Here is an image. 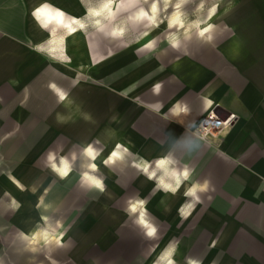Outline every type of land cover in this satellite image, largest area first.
Returning <instances> with one entry per match:
<instances>
[{"label":"crops","instance_id":"0c3cea01","mask_svg":"<svg viewBox=\"0 0 264 264\" xmlns=\"http://www.w3.org/2000/svg\"><path fill=\"white\" fill-rule=\"evenodd\" d=\"M72 1L0 0V225L6 230L32 227L21 234L9 231L6 240L35 235L45 217L51 219L59 212L64 215V225L79 226L86 236L68 240L99 242L97 258L105 260L98 264H149L158 247L150 246L152 242L167 239L175 250L166 264H264V0H219L210 8L207 20L215 16L217 23L216 27L210 22L206 25L210 24L209 33L214 28L215 38H221L205 57L210 65L197 80L193 71L189 79L195 80L193 86L160 105L170 107L167 114L176 116L170 124L159 122L153 114L152 95L163 96L169 90L152 87L149 76L123 83L119 69L112 67V73L107 72L113 60L105 64L104 56H98L95 88L76 81L72 70L41 53L43 47L55 51L59 44L56 39L51 41L49 29L41 25L55 24L59 17L40 4L58 7L70 17L76 16ZM83 40L77 41L79 50L72 55L78 67L92 63L83 51ZM107 82L113 83L112 87L107 84L111 88L106 89ZM144 87L148 100L143 106L127 99ZM180 96L187 97L183 99L189 107L186 117ZM197 96L199 102L191 106ZM203 107L236 115L232 125L214 135L207 146L182 128L190 126L197 118V108ZM116 124H124V128L114 130ZM116 134L112 145L111 137ZM122 141L133 156L130 166H134V174L129 176L128 188L134 187L145 199L141 213L148 224L141 225L140 218L111 233L105 231V208L98 202L80 201L76 208L83 211L79 215L64 212L74 209L77 195L101 192L81 179L88 171H70L64 177L60 169L70 167L82 155L95 161L101 173L105 147L107 161L113 162L117 157L111 150ZM87 147L94 158L86 154ZM19 148L21 157L14 153ZM138 157L146 161L174 159L177 171L192 170L191 179L182 183L178 198L170 201L151 182L136 178V167L141 165ZM59 158L63 163L57 165ZM50 163L57 172L48 169ZM205 181L206 189L197 192L199 202L188 197L192 204L178 223L176 210L183 204L186 189L193 182L203 186ZM59 185L68 187L62 195L56 192ZM105 186L112 187L109 191L114 194L121 193L107 181ZM185 225L183 234L171 237V228L178 231ZM150 228L155 229L151 237L147 235ZM147 245L149 251L144 254ZM108 256L111 262L106 261Z\"/></svg>","mask_w":264,"mask_h":264},{"label":"rangeland","instance_id":"374dc122","mask_svg":"<svg viewBox=\"0 0 264 264\" xmlns=\"http://www.w3.org/2000/svg\"><path fill=\"white\" fill-rule=\"evenodd\" d=\"M218 1L219 0H73L72 12L76 16L70 17L66 16L64 11L58 7L53 8L48 4L41 3L40 7L48 8L51 12H56L59 17L56 21L57 23H52L49 26H43L40 23L42 27H47L49 29L51 41L54 43V39H56L57 42H59V44H55V51L52 47L49 48L47 45L41 49V53L45 54L53 61L64 65L65 68L72 70V77L76 81L80 83L87 82L90 85L92 84L95 88L97 87L95 86L97 85L95 73L97 64L95 61L98 60V56L99 59L104 56L103 60L105 64L113 60V62H110L111 66L107 72L112 73L113 68H115L116 71L119 69L118 71L122 73L121 81L123 83L127 84L132 81V79L139 82L145 75L149 76V83L152 84V87L159 83L161 85L159 89L169 90L167 94L158 97L152 92L153 103L155 104L153 114L159 122H167V124H170V122L175 123L176 116H170L169 113V115L167 114L170 107L166 109L160 105L167 99L176 98L175 96L182 92V90L190 89L194 81L209 67L210 63L205 62L204 59L208 53L212 51L214 43L221 37L215 38L216 34L213 32L214 28L210 33L211 38L199 36L198 30L209 22L213 27H216L217 19L213 16L211 20H207V13ZM152 8L154 9L152 10ZM97 10L99 14H95ZM141 10L150 15L151 18H146L145 21L138 20L136 13ZM110 11L113 13L112 17H110ZM81 14L87 17H83ZM174 15L179 17L181 25L171 28L167 23ZM75 20L83 24L79 27V25L75 23ZM68 25H75L81 28V38L84 39L83 51L85 49V53L92 61L90 65L78 67L77 59L72 56L76 53V50L70 49L66 51L61 46H58H66L67 44ZM209 31H211V29ZM147 37H149V41L144 45L143 41H146ZM78 41H80V38ZM175 42H177L178 46L173 47ZM86 62L88 63L89 60H86ZM116 71L114 72L116 73ZM193 71L196 77L194 81L192 79L189 80L190 77H192ZM112 79L113 78H110L109 82H112ZM145 83L147 84V82ZM107 84L110 83H106V89L111 88L113 85V83H111L110 87ZM144 90L145 87L140 89L138 93L130 95L127 99L143 106L144 102L146 103V100H148L145 99L143 95L145 92ZM180 97L181 99L179 100H181L180 104L182 105L181 112L182 115L186 117L189 107L184 103L183 99L185 98V100H187V97ZM189 98V100H191V97ZM196 99V102H193L191 106L199 102L200 98H198V96ZM218 109H220V107H218ZM212 110L213 109H209L206 111L204 107L203 109L197 108L196 120L190 126L182 127L183 131L188 134V136L202 142L206 146L211 144V138L213 136L203 138L198 134V131L200 125L209 114V111L211 112ZM122 112L124 111H121V113ZM214 112L221 119L231 114L221 113L220 111L216 112L215 109ZM232 115H234V120H236V115ZM127 119L128 118L125 120L127 121ZM117 121L118 120H116V122ZM113 127L114 130L120 131L124 128V124H121V126L116 124ZM116 133L124 135L122 132ZM117 134L111 137L112 145L117 139ZM109 137V135L106 136V141L110 139ZM118 147L119 146H115V150L119 152V154L113 162L107 161L108 149L105 147L106 150L104 154L106 157L103 161V169L107 170V174L104 173L109 176L103 174L102 168H100L101 173L98 172L96 168H94L93 162L87 160L82 155L77 156L75 162L70 164V167H68L69 172H79L83 174L88 171L89 175H85L84 173L81 179L84 180L85 176H90L102 180L104 191L99 193L92 190L88 195H77L74 197V202L72 204L74 209L71 211H64L67 215L70 212L79 215L83 211L81 208H76L80 201L84 202V200H87L89 203L98 202L105 208V231L111 233L116 231V229L124 227L125 224L129 222L135 223L136 221L139 222L140 218H142V220L143 217H145V219L147 218L144 213H141L143 205L146 203L145 199L140 197V194L134 187L128 188L130 181L129 176H133L134 174V166H130L133 161V156L127 149H121V146L120 148ZM109 148L111 149V146ZM14 153H16V155L19 154V157H21L23 151H20L19 148ZM136 159H138L139 162L141 161V165L136 167L137 179L141 180L143 183H145V181L148 183L151 182L155 190L158 191V194L164 195V197H167L170 201H174L178 198L182 184L175 194H173L170 189L176 187L177 178H174L172 173L168 171V165H166L165 168H158V161H156V159L147 161L139 157ZM172 161L171 168L175 169L177 162L174 159ZM145 162L147 163L146 166H144ZM61 163V158H59V160H57V165ZM99 166H101L100 163ZM118 167L120 170H118ZM48 169L54 171L55 167L50 163L48 164ZM85 181H87L88 185H91L90 181ZM106 181L109 182L111 186H115L116 190L118 189L119 191L120 189L121 193L115 192L114 194L109 191L112 187L106 188ZM93 187L94 186L91 185L90 188ZM67 189L68 187H66V185H59L56 188V192H59L57 195H62L61 193ZM184 197L185 198H182L183 204L176 210L178 223H180L179 218L181 219L185 213L188 214V211L186 212L187 207L192 204L191 199L186 196ZM63 216V214L58 212L57 215L51 219L45 217V221L41 223L39 229L36 227L37 233L33 235V237L31 234L28 235L29 237L18 241H7V232L12 231L21 234L23 229L29 228V230H32L31 226L19 227V229L17 227H9V229L6 230L2 229L4 226L0 225V264H98V261L105 260L103 256L98 257L99 259L97 258L98 254L96 250L98 249L97 245H99V242L68 240L71 236H86L84 232L82 233L81 227L64 225L65 220L62 219L64 218ZM145 224L148 223L144 221V225ZM186 226L187 225L183 226V228L178 231L176 230L177 228H171V237L173 234H183L187 229ZM184 227L185 230H183ZM136 228L139 229L137 226ZM159 231L158 236L162 233V230ZM76 234L78 236H76ZM58 236H60L61 239L59 243L58 241L60 239L58 240ZM167 241L168 239L162 243L158 240L152 242L150 246L155 247L158 244V247L149 264H166L167 261H170L175 247L173 243ZM110 243L112 246L113 241ZM147 251H149L148 245L144 248L143 253L146 254ZM87 254L91 257L86 258L85 256H87ZM106 261L111 262V257L108 256ZM250 262L252 263L251 260ZM254 264L256 263L254 262Z\"/></svg>","mask_w":264,"mask_h":264},{"label":"clouds","instance_id":"9594fccd","mask_svg":"<svg viewBox=\"0 0 264 264\" xmlns=\"http://www.w3.org/2000/svg\"><path fill=\"white\" fill-rule=\"evenodd\" d=\"M153 87L158 90L161 87V85L158 83V84L154 85ZM62 163H63V161H62ZM172 163H173V161L169 157L159 158L158 162H157V167L158 168H165V166L168 165L169 166L168 171L172 172L174 175L177 176L176 187L170 189L172 191V193L175 194V192L178 190V188L180 187V185L184 181H188L191 179L192 170H189L187 167H185L183 170L177 171L176 169L171 168ZM54 167H55V165H54ZM66 174H67V165H65L64 170L61 172L62 176L66 175ZM181 177H182V179H181ZM149 178H151V177H149ZM84 179L90 181L91 185L94 186L96 189H98L100 192L104 191V184H103L102 180H100L99 178L85 176ZM207 184H208L207 181L204 182L203 186L197 182H193L186 189L184 195L186 197H192L193 199L196 200V202H199V197L197 196V192L206 189ZM189 206H191V204ZM140 223H141V225H144L143 220H141ZM144 226L147 227V225H144ZM154 232H155V229L150 228L147 232V235L151 237Z\"/></svg>","mask_w":264,"mask_h":264},{"label":"bare ground","instance_id":"6f19581e","mask_svg":"<svg viewBox=\"0 0 264 264\" xmlns=\"http://www.w3.org/2000/svg\"><path fill=\"white\" fill-rule=\"evenodd\" d=\"M153 7V6H152ZM109 9V8H108ZM154 8H152V10H153ZM110 10V9H109ZM94 13V12H93ZM99 14V11L97 10V11H95V14ZM110 13V17H112L113 16V13L110 11L109 12ZM94 14V15H95ZM154 14V13H153ZM47 15H49V17L51 18L52 17V15L51 14H49V13H47ZM152 16H154V15H152ZM136 17L138 18V20H141V21H145L146 20V18L147 19H149V18H151V16L150 15H148L146 12H144V11H140V12H137L136 13ZM75 23L77 24V25H79V27L83 24V23H81L80 21H78V20H75ZM152 24V23H151ZM167 25L168 26H170L171 28H174V27H178L179 25H181V21H180V19H179V17L177 16V15H174L173 16V18H171L170 19V21L167 23ZM78 26H75V25H68L67 26V40H66V46H68V45H70V46H72L73 47V50L75 49V50H79L78 49V47H79V45L77 44V41H78V39L79 38H81V31H80V29L81 28H79ZM209 26H206L205 28L203 27V28H201V29H199L198 30V35L199 36H202V37H206V36H209L210 35V33H209ZM149 41V37H147V39H146V41L144 40L143 42H144V45L147 43ZM178 44H177V42H175L174 44H173V47H176ZM77 52H79L80 54H79V56L81 55V51H77ZM79 63H80V61H79ZM211 112L209 111V114H210ZM121 136H123V135H121ZM124 140V139H123ZM124 143V141H122L120 144H118V148H120V146H121V149L122 148H124V149H129V146L128 145H122ZM85 151H86V154L87 155H89V157H91V158H94V153H93V150L91 149V148H89V147H87L86 149H85ZM118 154H119V152H117L115 149H113V150H111V155H115V157H118ZM93 166H94V168H96L97 166H96V163H95V161H94V163H93ZM64 168L65 167H62L60 170V173L64 170ZM68 169V168H67ZM69 171L67 170V174L69 175ZM67 174L66 175H63L64 177L65 176H67ZM68 177V176H67ZM143 217V216H142ZM142 219V218H141ZM25 236H27V233L25 234ZM32 237H33V235H31ZM60 239V236H58V240Z\"/></svg>","mask_w":264,"mask_h":264},{"label":"built area","instance_id":"2783aa9c","mask_svg":"<svg viewBox=\"0 0 264 264\" xmlns=\"http://www.w3.org/2000/svg\"><path fill=\"white\" fill-rule=\"evenodd\" d=\"M233 121L234 115L229 114L225 118L221 119L213 109L200 125L198 134L203 138L212 137L215 134L219 133L222 129L230 127Z\"/></svg>","mask_w":264,"mask_h":264}]
</instances>
